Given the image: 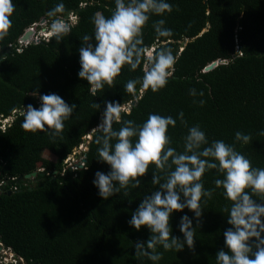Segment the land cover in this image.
<instances>
[{
	"label": "trees",
	"instance_id": "obj_1",
	"mask_svg": "<svg viewBox=\"0 0 264 264\" xmlns=\"http://www.w3.org/2000/svg\"><path fill=\"white\" fill-rule=\"evenodd\" d=\"M165 2L172 5V11L150 16L143 41L149 50L168 47L178 57L167 86L153 93L150 89L142 92L137 84L136 93H128L125 84L142 78V63L135 71L125 66L114 87L105 85L93 96L88 82L78 77V49L85 34L94 35V14L109 17L114 0H13V26L0 41V118L14 119L5 131L0 129V241L25 264H154L134 255V243L146 242L150 231L146 227L137 231L128 221L141 199L157 189L151 183L155 167L150 166L140 178L141 187L129 189L128 196L121 190L104 200L92 183L97 171H110L109 165L98 160L95 139L102 133L92 131L101 123L106 103L130 109L131 114L122 113L123 118L137 124L150 113L172 116L176 126H169L168 135L170 146L178 152L184 151L188 132L178 119L182 111L188 127L199 125L209 143L223 140L253 167L264 168V136L258 134L264 131V0ZM59 3L65 6L64 13L58 14L61 18L69 11L76 16L75 22L66 19L72 25L70 35L59 43L47 38L21 46V38L35 25L41 29L40 23L46 22L50 29L52 18L47 12ZM161 19L171 29V37L157 36L153 25ZM219 60L228 63L205 72ZM190 89L204 95L193 97ZM51 93L76 105L61 136L25 131L27 105L39 108V96ZM194 99H203L205 104L193 103ZM93 102L100 107L93 108ZM120 127L113 124L114 130ZM237 131L251 134L252 142L236 141ZM82 144L87 147L86 162L71 168L67 159ZM45 152L53 158H45ZM36 171L37 179L26 178ZM218 178L223 177L216 170L204 174V188L215 190L211 199L201 202L199 227L187 208L171 215L172 234L181 240L180 218L186 214L193 220L194 251L185 246L176 253L158 246L163 258L155 264H217L215 255L224 247L223 232L230 227L224 209L231 206L223 189L215 187Z\"/></svg>",
	"mask_w": 264,
	"mask_h": 264
},
{
	"label": "clouds",
	"instance_id": "obj_2",
	"mask_svg": "<svg viewBox=\"0 0 264 264\" xmlns=\"http://www.w3.org/2000/svg\"><path fill=\"white\" fill-rule=\"evenodd\" d=\"M114 4L109 17L101 12L94 14V35L82 37L78 77L88 82L92 95L96 96L105 85L115 86L125 66L135 71L143 63L142 78L128 80L125 90L135 94L140 84L142 92L149 89L159 92L173 76L178 57L168 47L146 48L143 29L152 14L170 13L172 5L165 0H114ZM15 9L13 0H0V41L10 34ZM64 10V4L59 3L47 12L52 18L49 40L54 38L59 43L70 35L72 25L58 15ZM164 24L161 19L153 25L157 36L171 37V29ZM189 95L202 97L204 93L190 89ZM39 99V108L31 104L25 108L22 128L31 133L50 132L53 138L61 136L64 122L72 116L76 105H69L55 93L40 95ZM193 103L203 106L205 101L194 99ZM92 107L98 109L100 105L93 102ZM122 113L131 114L119 103H106L101 123L92 129L94 133H102L95 139L99 145L98 160L110 166L106 174L97 171L92 183L104 200L120 194L121 190L128 196L129 189L141 187L140 178L149 172L150 166L155 167L151 183L158 187L141 199L128 221L135 230L146 227L151 233L146 242L134 243V255L146 257L155 264L163 258V253L157 251L158 246L176 253L185 246L194 251L193 220L186 214L180 218L181 240L172 234L171 215L187 208L199 227L204 209L201 202L204 198L211 199L215 190L204 188L203 177L207 171L216 170L223 178L215 179V187L223 189L231 205L224 209L230 227L223 232L224 247L215 255L217 264H264V168L253 167L234 145L223 140L209 143L199 125L188 127L182 111L178 119L188 128L183 152L170 146L168 128L176 126L172 116L150 113L142 124H137L124 119ZM113 124L121 127L114 130ZM258 134L264 136V131ZM235 140L247 145L252 137L237 131ZM253 197H258L261 203Z\"/></svg>",
	"mask_w": 264,
	"mask_h": 264
},
{
	"label": "rangeland",
	"instance_id": "obj_3",
	"mask_svg": "<svg viewBox=\"0 0 264 264\" xmlns=\"http://www.w3.org/2000/svg\"><path fill=\"white\" fill-rule=\"evenodd\" d=\"M70 17L72 18L71 19L72 22H75L76 19H73L74 16H70ZM45 23H43V24L40 23V24H41V26L45 27L46 26ZM38 26L39 25H35V27H34V35L32 36V40L31 41H28V42L27 41L26 42L22 41V42H24L25 45L27 43H30V42L34 41V40H40L41 36L48 35V30L47 29H44V30L43 29H38ZM46 28H48V27H46ZM39 42H35V43H39ZM25 45H23V46H25ZM13 120L14 119L12 118V119H9V120H6V121H1L2 123L0 122V127L2 129L6 128L9 123L11 124L13 122ZM84 150H86V146H80V148L75 149L74 153L67 159V162L69 163V165H71L72 167L73 166L77 167L76 166L77 164H78V166H79V164H83V159L85 157L84 152H83ZM44 157L47 158V159H52L53 158V156L49 152H45L44 153ZM0 245H2L1 241H0ZM2 248H4L3 245H2V247H0V264H25L26 263L25 261L18 260V257L15 254H13L12 251H8L6 248H4V249H2Z\"/></svg>",
	"mask_w": 264,
	"mask_h": 264
},
{
	"label": "water",
	"instance_id": "obj_4",
	"mask_svg": "<svg viewBox=\"0 0 264 264\" xmlns=\"http://www.w3.org/2000/svg\"><path fill=\"white\" fill-rule=\"evenodd\" d=\"M69 13H70V11L67 12V14L65 15V17H68ZM41 22H44V19H42ZM33 35H34V30H28L23 35V37L21 39H22V41H25V42L27 41L28 42V41H31L32 40V36ZM185 45H186L185 42L182 43V47H185ZM8 49H10V48L9 47H3L2 48V50H4V51L5 50H8ZM227 63H228V61H226V60L225 61L224 60H219V61L213 62L208 67H206L205 72H210V71L214 70L215 68H217L220 64H227ZM128 110H130V109H128ZM83 162H86V157H84ZM79 166L80 167H83L84 165L83 164H79ZM37 176H38V172L36 171V172H34L32 174H29L26 178L27 179H30L31 181H33V180L37 179ZM2 249H4V248H2Z\"/></svg>",
	"mask_w": 264,
	"mask_h": 264
},
{
	"label": "built area",
	"instance_id": "obj_5",
	"mask_svg": "<svg viewBox=\"0 0 264 264\" xmlns=\"http://www.w3.org/2000/svg\"><path fill=\"white\" fill-rule=\"evenodd\" d=\"M70 16H74L73 19H76V16H75L72 12L69 13L68 17H64V18H62V19H63L66 23L69 24V22L66 21V19H68ZM69 19L71 20L72 18L70 17ZM71 22H72V20H71ZM42 29H43V30H44V29H47L48 31L50 30L49 28H46V27H43ZM29 30H34V27L30 28ZM41 37H42V38H41ZM41 37H40V38H41L40 40H42V39H47V38H48V35H46V36H41ZM40 40H34V41L30 42V43H27L26 45L24 44V42H22V40H20V45H21V46H23V45L28 46L29 44H31V43H35V42H39ZM19 51H20V50H19ZM9 119H12V117H10V118H3V117H1V118H0V122H1V121H6V120H9ZM1 123H2V122H1ZM9 124H10V123H9ZM9 124H8V126H9ZM8 126H7V127H8ZM7 127H6V128H3V129L0 127V129H2L3 131H5V130L7 129ZM82 146H85V145L82 144ZM86 149H87V147H86ZM84 151H85V150H84ZM84 151H83V152H84ZM84 163H85V162H83V164H84ZM76 166H78V164H77ZM70 167H71V168H74L75 166L72 167V166L70 165ZM13 180H15V179H13ZM7 184H8L7 182H4V185H7Z\"/></svg>",
	"mask_w": 264,
	"mask_h": 264
}]
</instances>
